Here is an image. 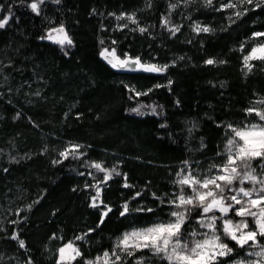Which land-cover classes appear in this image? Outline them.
<instances>
[{
  "label": "trees",
  "instance_id": "16d2710c",
  "mask_svg": "<svg viewBox=\"0 0 264 264\" xmlns=\"http://www.w3.org/2000/svg\"><path fill=\"white\" fill-rule=\"evenodd\" d=\"M33 1L0 0L7 20L0 28V264H58L67 242L82 253L73 264L113 249L117 264H168L149 249L122 252L118 239L172 219L168 201L184 162L209 174L224 157L228 126L258 120L246 110H264V61L252 60L249 71L244 57L264 41L253 35L264 32V0H43L38 12ZM59 25L72 39L68 49L46 38ZM104 49L168 67L119 70ZM75 145V155H61ZM94 163L120 175L102 182L106 173ZM200 216L194 208L183 231L196 229ZM222 239L233 252L221 264L248 260L256 249Z\"/></svg>",
  "mask_w": 264,
  "mask_h": 264
},
{
  "label": "snow or ice",
  "instance_id": "6c2138e0",
  "mask_svg": "<svg viewBox=\"0 0 264 264\" xmlns=\"http://www.w3.org/2000/svg\"><path fill=\"white\" fill-rule=\"evenodd\" d=\"M39 2L42 3L43 0H39ZM207 3L211 5L212 0H207ZM247 3H252V0H247ZM235 6L232 3L223 5L225 8H234ZM171 7L174 9L176 5H171ZM31 8L34 12H38V3H32ZM236 15L240 16L241 13L237 12ZM123 18H125L123 15L116 17L118 20ZM127 19L133 23L136 22L134 15L128 16ZM6 23L7 20H0V28H3ZM196 30L209 31L208 28L200 29L199 26ZM53 31L57 35L53 36L49 33L47 39L62 47L72 45V39L63 26ZM140 31L144 32L145 29L141 28ZM253 35L254 37H264V33L261 32ZM101 55L113 68H128L130 65H135L139 70L151 73L166 71L168 67L167 65L161 67L155 64L142 63L139 57L120 59L115 56V49H112L111 53L108 49H104ZM252 60L264 61V41L254 46L245 55L244 64L249 71H251L249 62ZM206 63L211 65L215 61L208 59ZM132 70H136V68ZM146 94L137 93V95ZM258 103L264 104V100L258 101ZM133 111L139 113L140 108L133 109ZM154 111L155 109H153ZM246 112L248 115L255 113L258 122L245 124L242 127L228 126L232 136L225 146L224 155L226 159L222 164L211 165L209 174L201 177L193 173L191 165L187 161L184 162L185 167L180 169L177 173L178 178L174 181L179 191L168 201L173 207L169 213L173 219L125 232L117 242V248L129 255H132L135 250L149 249L155 255L167 260L168 264H221V258L230 256L233 252V248L229 247L222 239L223 236L235 241L240 248H244L245 245L250 248H258V251L249 252L248 255L264 259V244H261L257 239V237L264 238V163L260 165L262 172L259 175L251 164L255 159L264 161V110L253 107L247 109ZM80 147L79 145L72 146L62 152L61 155L65 158L70 153L75 155ZM92 166L106 173L102 182L111 179L113 173L120 175L115 168L106 169L100 163H94ZM212 168L217 169L215 174H211ZM245 182L251 187L245 188ZM124 186L130 187L127 183ZM185 188L188 189L187 193ZM100 191L101 189L97 186L96 197H93L92 202L93 207L98 206L96 201ZM237 205L239 207H236ZM194 208L201 209V216L197 223L201 228L207 229L203 233H198L195 230L191 233L183 231L184 225ZM110 211L111 209L107 208V211L102 213L101 223H103V217L107 216ZM128 211V205L125 204L121 215H125ZM147 211H152V209H147ZM229 213L241 217V219L234 222L229 217ZM249 217L252 219L253 227L249 226L247 219ZM218 221L220 222L219 228L217 227ZM189 235L192 237L191 240L187 239ZM197 236L201 238L196 239ZM76 239H84V237L80 236ZM20 246L24 247L22 240ZM58 253V264H73L78 257L82 256L74 242H68L59 248ZM113 256L115 260L112 259ZM121 259L122 257L113 249L111 254L105 252L102 257H97L96 261H87L86 264H100L101 261L103 264H117ZM137 264H143V262L138 260ZM235 264H245V261L238 260ZM247 264H261V261L256 259L247 262Z\"/></svg>",
  "mask_w": 264,
  "mask_h": 264
},
{
  "label": "rangeland",
  "instance_id": "374dc122",
  "mask_svg": "<svg viewBox=\"0 0 264 264\" xmlns=\"http://www.w3.org/2000/svg\"><path fill=\"white\" fill-rule=\"evenodd\" d=\"M32 3H38L39 6H40V4H41V3L39 2V0H34ZM32 3H31V4H32ZM61 26H63V25H59V26H55V27L50 28V29L48 30V34L51 33L53 36H56L57 33H56L55 31H53V30H54V29H57V28H60ZM63 28H64L65 31L67 32L65 26H63ZM258 32L264 33V32H262V31H257V32H255V33H258ZM48 34H47V35H48ZM67 34H68V32H67ZM257 45H258V44H256L255 46H257ZM71 46H72V45H71ZM71 46L65 45V46H63V47L66 48V49H68V48H70ZM108 50H109V49H108ZM111 51H112V49L109 50V53H111ZM115 56L118 57V58H120V59H126V58H121L120 56H118L116 52H115ZM249 63H251V61H250ZM155 65H156V64H155ZM157 66H159V65H157ZM257 122H258V120L255 121V122H251V123H257ZM251 123H247V124H251ZM230 138H231V137H230ZM225 159H226V156L224 155V157L221 159V163H220V164H222V163L225 161ZM252 162H253V161H252ZM262 163H264V162H263V161H258L256 164H255V163H254V164L251 163V164H252V167L256 169V173H257L258 175L261 174V172H262V169H261V167H260V165H261ZM220 164H218V165H220ZM216 172H217V169L215 168V169L211 172V174H215ZM244 187H245V188H250L251 185L248 184L247 182H245ZM236 207H239V205H237ZM253 210H255V209H253ZM217 215H219V213H217ZM229 217L232 218L234 222H237V221H239V220L241 219V217H240V218H234V217H231V216H229ZM226 218H228V217H226ZM172 219H173V218H172ZM199 219H200V218H199ZM169 220H170V219H169ZM169 220H160V221L153 222V223L148 224V225H145V226L132 228V229L126 231V232H131V231L134 230V229L146 228V227H149V226H151V225H153V224H155V223H158V222H167V221H169ZM194 230H195L196 232H198V233H203V232L207 231V229H205V228H201V227L199 226V224H198V227H197L196 229H194ZM192 231H193V230H192ZM192 231H190L189 233H191ZM124 233H125V232H124ZM124 233H123V234H124ZM123 234L119 237L118 241H119L120 238L123 236ZM200 238H201L200 236H197V237H196V239H200ZM187 239L191 240L192 237L189 235V236H187ZM67 243H68V242H67ZM67 243H65V244H67ZM65 244H63L61 247H63ZM74 244H75L76 247H78L76 243H74ZM61 247H60V248H61ZM78 248H79V247H78ZM258 250H259V249L256 248L253 252L258 251ZM108 253L111 254V252H108ZM103 254H104V253H103ZM103 254L98 255L97 257H102ZM97 257H95L94 259L88 260V261H96V258H97ZM112 258H113V257H112ZM256 259H260L261 264H264V259H261V258H259V257H255V256H252L250 259H248V260H243V261H245V264H247V262H250V261H252V260H256ZM101 262H102V261H101ZM233 264H235V263H233Z\"/></svg>",
  "mask_w": 264,
  "mask_h": 264
},
{
  "label": "water",
  "instance_id": "95a60500",
  "mask_svg": "<svg viewBox=\"0 0 264 264\" xmlns=\"http://www.w3.org/2000/svg\"><path fill=\"white\" fill-rule=\"evenodd\" d=\"M127 59H135V58L128 57ZM133 68H136V70H139L137 68V66H135V65H130V67H128V68H116V69H119V70H132Z\"/></svg>",
  "mask_w": 264,
  "mask_h": 264
}]
</instances>
